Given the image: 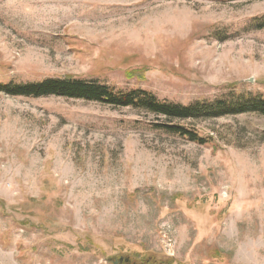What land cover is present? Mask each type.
<instances>
[{"label":"rangeland","instance_id":"rangeland-1","mask_svg":"<svg viewBox=\"0 0 264 264\" xmlns=\"http://www.w3.org/2000/svg\"><path fill=\"white\" fill-rule=\"evenodd\" d=\"M262 20L264 0H0V83L67 76L186 106L264 97ZM122 257L264 264V116L0 94V264Z\"/></svg>","mask_w":264,"mask_h":264},{"label":"trees","instance_id":"trees-1","mask_svg":"<svg viewBox=\"0 0 264 264\" xmlns=\"http://www.w3.org/2000/svg\"><path fill=\"white\" fill-rule=\"evenodd\" d=\"M258 23V29H263L264 20ZM0 94L9 97H60L96 102L115 108L142 110L157 117H164L169 121H206L245 114L264 116V97L262 95L231 94L226 99L214 102H197L186 106L160 100L154 93L147 90L131 89L125 91L98 81H86L67 76L47 78L27 84L0 83ZM156 127L198 145H206L211 141V139L202 137L196 130L184 125L165 123Z\"/></svg>","mask_w":264,"mask_h":264},{"label":"water","instance_id":"water-1","mask_svg":"<svg viewBox=\"0 0 264 264\" xmlns=\"http://www.w3.org/2000/svg\"><path fill=\"white\" fill-rule=\"evenodd\" d=\"M113 263H114V264H123V263L130 264V263H131V260H130V258L122 257V258H120L119 260L114 259V260H113Z\"/></svg>","mask_w":264,"mask_h":264}]
</instances>
